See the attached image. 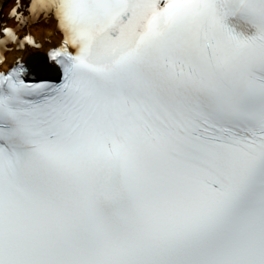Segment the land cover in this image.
<instances>
[{"label": "snow or ice", "instance_id": "obj_1", "mask_svg": "<svg viewBox=\"0 0 264 264\" xmlns=\"http://www.w3.org/2000/svg\"><path fill=\"white\" fill-rule=\"evenodd\" d=\"M7 19L0 65L28 57L0 73V264H264V0H17ZM42 19L63 36L47 53Z\"/></svg>", "mask_w": 264, "mask_h": 264}, {"label": "bare ground", "instance_id": "obj_2", "mask_svg": "<svg viewBox=\"0 0 264 264\" xmlns=\"http://www.w3.org/2000/svg\"><path fill=\"white\" fill-rule=\"evenodd\" d=\"M2 4L6 5V0H0V6ZM50 25H51V23H49V24L40 23L36 26L35 25L31 26L28 30L31 32H35L38 40L41 43H43L45 45H50V44H53L54 42H56L58 40L57 36H55V34L53 35V37L50 40L45 39V36L47 34L52 33V28L49 27ZM46 41H50L51 43H47ZM44 48H43V50H44ZM34 51H35V49H29V52H34ZM17 54L24 56V58L26 55L28 56V53H24V52H18Z\"/></svg>", "mask_w": 264, "mask_h": 264}]
</instances>
